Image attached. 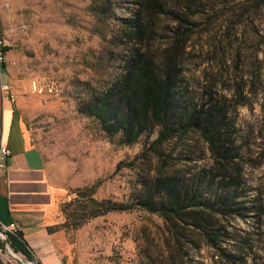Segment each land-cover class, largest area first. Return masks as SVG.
Returning a JSON list of instances; mask_svg holds the SVG:
<instances>
[{
	"label": "rangeland",
	"instance_id": "374dc122",
	"mask_svg": "<svg viewBox=\"0 0 264 264\" xmlns=\"http://www.w3.org/2000/svg\"><path fill=\"white\" fill-rule=\"evenodd\" d=\"M15 1L19 6L15 19H8L2 30L11 54L4 94L12 99L30 142L42 152L60 188L53 229L58 252L64 264H134L145 249L150 252L163 245L157 215L140 209L108 212L76 228L67 217L73 207L67 203L74 199L76 188L95 184V198L125 200L134 180L133 171L115 169V164L132 158L145 137L118 146L78 107L86 92L104 84L116 67L125 46L115 38L116 18L129 16L133 1L111 0L107 19L101 22L89 9L92 0ZM236 2L201 0L199 5L214 8L194 15L195 24L185 31L175 17L180 0H161L164 12L152 17L149 35L140 42L157 56L174 40L182 45L177 87L186 88L190 99L208 82L224 94L236 83L245 84L244 105L236 106L230 115L241 172L236 201L243 209L240 215L222 220L226 234L222 246L234 252V263L225 262L213 248L195 239L184 250L185 256H176V264H264V10L257 15L262 37L256 42L250 31L227 26L229 8ZM187 140L178 168L187 174L205 171L204 144L194 134Z\"/></svg>",
	"mask_w": 264,
	"mask_h": 264
},
{
	"label": "trees",
	"instance_id": "16d2710c",
	"mask_svg": "<svg viewBox=\"0 0 264 264\" xmlns=\"http://www.w3.org/2000/svg\"><path fill=\"white\" fill-rule=\"evenodd\" d=\"M132 1L129 16L116 18L115 38L125 42L116 67L104 84L86 92L78 107L101 132L114 138L116 145H132L141 136L145 141L132 158L115 164V169L134 172L128 198L97 199L93 196L95 184L76 188L74 199L67 203L73 204L67 212L70 225L76 228L108 212L140 209L161 219L163 245L149 249L150 252L145 249L134 264H176V256H185L184 250L194 245L195 239L213 248L225 262L234 263V252L222 246L226 235L222 220L240 215L243 209L236 201L235 188L241 172L237 162L239 145L231 137L230 115L236 106L244 105L245 84L236 83L224 94L214 82H208L199 86L195 99H190L186 88L177 87V58L182 45L174 40L158 56L140 45L149 35L152 17L164 12L161 0ZM200 1L180 0L179 16L175 17L185 31L189 24H195L194 15L214 8L199 5ZM110 5L111 0H92L89 9L101 22L107 19ZM229 9L227 17L231 19L227 26L250 31L258 42L262 36L257 30V15L264 10V0H237ZM98 36L103 38L100 32ZM4 42L6 51L5 38ZM232 99L233 105L229 103ZM152 133L155 134L149 139ZM192 134L204 144L208 164L205 171L187 174L177 163L185 156L186 141ZM54 225L48 231H54ZM6 240L13 250L29 257L18 231L8 234Z\"/></svg>",
	"mask_w": 264,
	"mask_h": 264
},
{
	"label": "crops",
	"instance_id": "0c3cea01",
	"mask_svg": "<svg viewBox=\"0 0 264 264\" xmlns=\"http://www.w3.org/2000/svg\"><path fill=\"white\" fill-rule=\"evenodd\" d=\"M18 7L15 0H0L1 30L8 19H15ZM10 58V51L6 50L0 67V81L4 84L8 81L6 61ZM4 93L0 92V145L5 146L9 154L0 170V228L14 224L32 264H64L58 252L56 233L48 231V227L55 224L60 188L53 182L42 152L30 142L12 99ZM2 245L10 247L7 240L0 237ZM0 264L29 263L0 248Z\"/></svg>",
	"mask_w": 264,
	"mask_h": 264
},
{
	"label": "built area",
	"instance_id": "2783aa9c",
	"mask_svg": "<svg viewBox=\"0 0 264 264\" xmlns=\"http://www.w3.org/2000/svg\"><path fill=\"white\" fill-rule=\"evenodd\" d=\"M4 44V38L0 28V67L5 61V51L3 49ZM5 89H7V85L0 81V92L5 91ZM8 154L9 150L5 146L0 145V170L4 167V161ZM15 232H17V230L14 224L8 223L6 226H1L0 237L5 240L8 234H14Z\"/></svg>",
	"mask_w": 264,
	"mask_h": 264
},
{
	"label": "water",
	"instance_id": "95a60500",
	"mask_svg": "<svg viewBox=\"0 0 264 264\" xmlns=\"http://www.w3.org/2000/svg\"><path fill=\"white\" fill-rule=\"evenodd\" d=\"M0 248H3L7 252H10V253L18 256L19 258L26 260L29 264H32L30 257H27L26 255L22 254L20 251H15L11 247H7V246H3V245L0 246Z\"/></svg>",
	"mask_w": 264,
	"mask_h": 264
}]
</instances>
